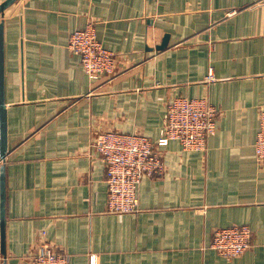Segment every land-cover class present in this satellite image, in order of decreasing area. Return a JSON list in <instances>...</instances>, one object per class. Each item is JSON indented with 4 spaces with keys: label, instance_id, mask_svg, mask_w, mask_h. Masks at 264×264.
I'll use <instances>...</instances> for the list:
<instances>
[{
    "label": "crops",
    "instance_id": "0c3cea01",
    "mask_svg": "<svg viewBox=\"0 0 264 264\" xmlns=\"http://www.w3.org/2000/svg\"><path fill=\"white\" fill-rule=\"evenodd\" d=\"M1 19L0 264H28L42 240L66 252L68 264H264V160L254 151L264 0H15ZM90 21L116 56L109 80L89 79L67 45L71 30ZM178 95L217 108L206 149L170 140L160 148L163 174L141 178L139 210L108 212L93 137L114 129L155 143ZM232 224L250 226L251 246L228 259L209 243Z\"/></svg>",
    "mask_w": 264,
    "mask_h": 264
},
{
    "label": "built area",
    "instance_id": "2783aa9c",
    "mask_svg": "<svg viewBox=\"0 0 264 264\" xmlns=\"http://www.w3.org/2000/svg\"><path fill=\"white\" fill-rule=\"evenodd\" d=\"M67 45L79 55L89 79L106 76L109 80L114 74L115 53L101 43L94 22L72 29ZM217 113V108L206 97L178 95L166 104L163 125L155 143L139 132L114 129L98 132L90 146L101 154L106 167V210L112 213L137 212L142 176H159L165 170L160 148L170 140H176L185 150L204 151L207 139L216 131ZM258 120L254 151L257 160L261 161L264 160V107L259 111ZM251 236L248 224L217 227L209 246L229 259L250 248ZM28 264H68V255L42 240Z\"/></svg>",
    "mask_w": 264,
    "mask_h": 264
},
{
    "label": "water",
    "instance_id": "95a60500",
    "mask_svg": "<svg viewBox=\"0 0 264 264\" xmlns=\"http://www.w3.org/2000/svg\"><path fill=\"white\" fill-rule=\"evenodd\" d=\"M15 0L0 1V15L3 16L5 9L10 6ZM3 23L0 20V158L5 161L7 152V123H6V108L3 97ZM168 36L165 35L162 42L156 45L157 49H163L167 45ZM0 223H1V246L4 252V202H5V180H4V163L0 167Z\"/></svg>",
    "mask_w": 264,
    "mask_h": 264
}]
</instances>
